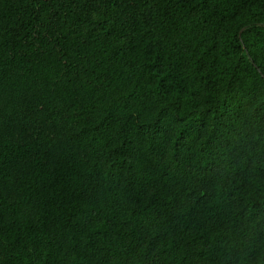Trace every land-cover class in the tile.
I'll use <instances>...</instances> for the list:
<instances>
[{"label":"trees","instance_id":"16d2710c","mask_svg":"<svg viewBox=\"0 0 264 264\" xmlns=\"http://www.w3.org/2000/svg\"><path fill=\"white\" fill-rule=\"evenodd\" d=\"M0 264H264V0H0Z\"/></svg>","mask_w":264,"mask_h":264}]
</instances>
